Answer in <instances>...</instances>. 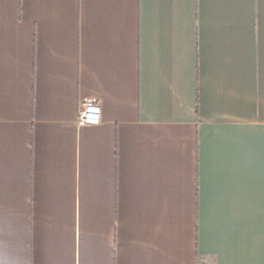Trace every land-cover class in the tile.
I'll return each mask as SVG.
<instances>
[{"label":"crops","instance_id":"obj_1","mask_svg":"<svg viewBox=\"0 0 264 264\" xmlns=\"http://www.w3.org/2000/svg\"><path fill=\"white\" fill-rule=\"evenodd\" d=\"M0 264H264V0H0Z\"/></svg>","mask_w":264,"mask_h":264},{"label":"built area","instance_id":"obj_2","mask_svg":"<svg viewBox=\"0 0 264 264\" xmlns=\"http://www.w3.org/2000/svg\"><path fill=\"white\" fill-rule=\"evenodd\" d=\"M101 123V105L97 99H88L82 103L79 124L93 126Z\"/></svg>","mask_w":264,"mask_h":264}]
</instances>
